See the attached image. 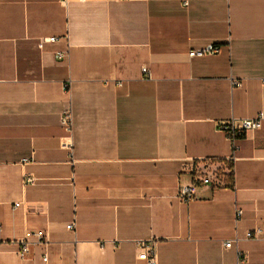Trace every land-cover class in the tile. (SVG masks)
<instances>
[{
  "label": "crops",
  "instance_id": "1",
  "mask_svg": "<svg viewBox=\"0 0 264 264\" xmlns=\"http://www.w3.org/2000/svg\"><path fill=\"white\" fill-rule=\"evenodd\" d=\"M262 111L264 0H0V264H264Z\"/></svg>",
  "mask_w": 264,
  "mask_h": 264
},
{
  "label": "built area",
  "instance_id": "2",
  "mask_svg": "<svg viewBox=\"0 0 264 264\" xmlns=\"http://www.w3.org/2000/svg\"><path fill=\"white\" fill-rule=\"evenodd\" d=\"M61 38L52 36L48 38H44L39 41L38 46L40 49H43L46 44L48 43H57L60 41ZM65 40H69L68 36L64 37ZM70 45V44H69ZM221 51L220 46H217L215 44H208L203 48L199 49H192L189 52V56L191 58L193 57H202L205 55H215L218 54ZM69 54V51H57L56 52V57L63 59L66 58ZM148 70L144 68V72H147ZM233 85L234 86H241V82L239 80H233ZM121 84V83H119ZM62 124L68 128V130H72L73 128V115L72 112L67 110L64 112L62 116ZM264 126V111L260 112L255 118H250V119H237L233 118L232 120L222 123L219 126V129L225 132L230 140L234 143V152L233 155L229 158V161L233 162L236 158L235 153L237 150V144L236 141L240 139L241 137L244 136L248 131L252 130H259ZM24 163L29 162L28 158H25L23 160ZM190 171L194 173L196 176L197 180L204 181L202 176L200 175V168L196 166H192L190 168ZM25 182L27 184H34L36 182V179L33 176H25ZM181 196L184 200L190 201L193 200L196 197L195 194V189L193 186H183L181 189ZM20 203H16L15 206H19ZM243 216V211L242 210H237L236 212V223H238ZM76 224L73 222L68 225L69 229H75ZM36 237H38L39 240H42L45 238V235L42 232H36L34 234ZM264 237V220L262 226H257L253 228L252 230H249L245 234V239L246 240H259ZM239 237H235L232 240H229L226 242V247H232V246H238L240 242ZM143 248H145L148 251L147 254V260L150 262V264H158V254L156 251V248L148 244L146 242H141L140 244ZM19 254L21 257L26 258L30 255V246L28 242L22 241L19 242ZM242 260H245L243 258ZM44 261H47V257H44Z\"/></svg>",
  "mask_w": 264,
  "mask_h": 264
},
{
  "label": "trees",
  "instance_id": "3",
  "mask_svg": "<svg viewBox=\"0 0 264 264\" xmlns=\"http://www.w3.org/2000/svg\"><path fill=\"white\" fill-rule=\"evenodd\" d=\"M229 169H230V172H229V174H226V175H225V179H226L227 184H228L229 186H233V185H234V172H233V167L230 166ZM195 184H196L197 186H200V185H201V183H199L198 181H195Z\"/></svg>",
  "mask_w": 264,
  "mask_h": 264
},
{
  "label": "rangeland",
  "instance_id": "4",
  "mask_svg": "<svg viewBox=\"0 0 264 264\" xmlns=\"http://www.w3.org/2000/svg\"><path fill=\"white\" fill-rule=\"evenodd\" d=\"M209 171L213 173L215 170H213V169H209Z\"/></svg>",
  "mask_w": 264,
  "mask_h": 264
}]
</instances>
